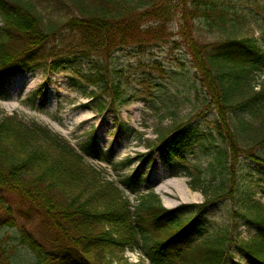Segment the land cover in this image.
<instances>
[{"label": "trees", "instance_id": "16d2710c", "mask_svg": "<svg viewBox=\"0 0 264 264\" xmlns=\"http://www.w3.org/2000/svg\"><path fill=\"white\" fill-rule=\"evenodd\" d=\"M159 1L58 0L55 10L65 13L53 20L38 9L39 0H0V75L16 70L22 54L31 60L60 30L69 40L65 45L73 50V60L82 57L87 63L92 56L112 55L127 42L139 47L146 37L175 46L164 29L172 18V5H157ZM189 3L184 23L195 27L193 19H197L218 32H229L207 44L189 40L194 80H188V73L176 74L196 101L194 111L207 108L209 120L205 121V112L195 122L175 119L169 108L179 104L170 88L176 77L172 79L158 62L152 69L162 74L152 82L153 92L146 97L138 88L125 93L111 70L107 73L111 80H107L105 67L75 72L68 83L69 88L91 98L88 107L97 114L129 98L142 99L158 112L164 108L166 115L160 122L167 116L172 122L164 132L156 131L155 142L144 143L148 150L144 159L151 167L158 151L161 162L177 171L173 175L187 177L188 188L201 193L204 201L167 209L139 170L121 180L119 188L84 167L83 157L94 154L111 164L93 140L80 146L79 154L45 127L25 125L14 117L0 118V227L18 229V245L33 253L34 264L120 263L119 254L135 248L149 264H264L262 204L241 192L237 198L241 211H233L224 233L217 237L212 236L209 213L232 195L240 157L264 168V83L259 80L264 72V50L259 42L236 36L235 20L216 1ZM150 16L159 18V26L141 27L139 22ZM66 61L55 59L51 67L58 70ZM91 86L95 92H88ZM114 127V134L141 139V133L120 121ZM196 156L209 160L204 169L192 163ZM142 187L146 189L143 194L139 192ZM126 192L136 197L135 204ZM239 225L251 226L253 236L227 248L228 230ZM10 257L11 251L0 244V264H11Z\"/></svg>", "mask_w": 264, "mask_h": 264}, {"label": "rangeland", "instance_id": "374dc122", "mask_svg": "<svg viewBox=\"0 0 264 264\" xmlns=\"http://www.w3.org/2000/svg\"><path fill=\"white\" fill-rule=\"evenodd\" d=\"M56 1L58 0H39L36 3L43 15L56 20L59 15L65 13L63 10L60 12L55 10L58 6ZM214 1L224 8L223 10H227L228 17L235 20L238 29L235 34L238 38H251L259 42L264 50V0ZM189 2L190 0H160L157 4L172 5L170 8L172 18L165 23L164 29L170 32L167 37L176 42L175 46H173L174 43L166 45L146 37L143 38L145 43L139 47L127 42L112 55L92 56L90 63H87L82 57L73 60L71 54L73 50L65 45L69 41L68 38L62 36L65 33L61 30L58 31L56 37L49 38V42L43 45L42 49L35 51L31 60L27 61L24 59L25 54H22L19 56L22 63L16 70L0 75V118L14 117L25 125L34 123L45 127L51 134L67 142L79 154H82L79 147L93 140L96 150L105 153L110 158L111 164L97 158L94 154L91 157H83L84 167L95 170L99 180L113 182L119 188L122 186L121 180L130 176L135 170H139L142 176L147 178L150 190L159 196L167 209L181 204L202 203L204 197L201 193L193 192L188 188L189 179L184 175H173L177 171L170 170L161 162L158 151L154 152V163L151 167L144 159L148 151L144 143L155 142L156 131L164 132L172 122V117L168 116L160 122V117L166 115L164 108L161 107L158 112L148 107L142 99L129 98L128 102L118 105L115 109L97 114L88 107L91 98L84 97L69 88L68 83L75 72L80 71L83 74L90 68L98 67L102 70V67H105L103 73L107 75V80H111L107 74L111 70L112 76L125 93L129 95L131 90L138 88L137 90L142 91L146 97L153 92L152 82L162 74L158 69H152V64L158 62L165 72L173 75L172 79L176 77V81L170 84V88L177 94L179 104L176 103L169 108V112L174 113L175 119L182 123L188 120L195 122L205 112V121L209 120L207 108L194 111L196 101L189 94L188 88L177 79L176 74L188 73V80L190 82L194 80V71L193 69L190 71L194 58L186 45L189 40H192V43L207 44L216 41L217 38H225L229 32H218L215 27L210 28L197 19H193L195 27L184 23V11L191 6ZM150 17L143 19L139 25L144 28L159 26L157 22L159 18ZM180 24L184 25L179 28ZM60 25L58 24V30L61 29ZM0 26H2L1 22ZM54 53H58L57 56H54ZM58 58H64L67 61L58 70H54L51 64ZM150 72L154 79L150 76ZM259 80L264 83V73ZM12 89H16V92ZM95 90V86L88 88V92H95ZM119 121L141 133V139L128 138L122 132L114 134V126ZM207 162L209 160L204 157L196 156V160L192 159L193 164L203 169ZM240 162L237 180L235 178L232 181L235 184L232 195L224 198L219 207L209 211L210 223H213L212 236L222 235L231 220L233 211H241L237 204V198L241 192L264 207V168L248 158L240 157ZM205 177L209 178L207 174ZM178 186H182V189L180 190ZM145 191L146 189L142 187L139 192L143 194ZM184 196L187 197L185 201ZM130 200L136 203L134 195H130ZM240 221L241 219L238 218L237 222ZM226 236V247L231 249L234 244L250 240L253 236V228L239 225L238 229L228 230ZM0 244L11 251V264H34L33 253L27 247L18 245V229L0 227ZM128 252L119 254L120 263L113 262V264H133L141 258L135 259L128 256ZM145 259H140L143 260L141 264H148ZM235 260H239L238 257Z\"/></svg>", "mask_w": 264, "mask_h": 264}, {"label": "bare ground", "instance_id": "6f19581e", "mask_svg": "<svg viewBox=\"0 0 264 264\" xmlns=\"http://www.w3.org/2000/svg\"><path fill=\"white\" fill-rule=\"evenodd\" d=\"M13 92H16V89H12ZM178 188L181 190L182 189V186H178ZM184 198V201L187 199V197H183Z\"/></svg>", "mask_w": 264, "mask_h": 264}]
</instances>
